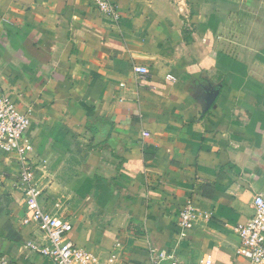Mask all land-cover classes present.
<instances>
[{
    "label": "crops",
    "instance_id": "crops-1",
    "mask_svg": "<svg viewBox=\"0 0 264 264\" xmlns=\"http://www.w3.org/2000/svg\"><path fill=\"white\" fill-rule=\"evenodd\" d=\"M2 95L31 120L41 209L101 264L151 250L248 264L237 229L264 198V0H0ZM16 182L0 153V264H50Z\"/></svg>",
    "mask_w": 264,
    "mask_h": 264
},
{
    "label": "built area",
    "instance_id": "built-area-1",
    "mask_svg": "<svg viewBox=\"0 0 264 264\" xmlns=\"http://www.w3.org/2000/svg\"><path fill=\"white\" fill-rule=\"evenodd\" d=\"M104 7L103 4H100ZM145 74L144 70L139 71ZM31 120L20 111L9 97L0 96V153L15 160L17 166L16 187L22 192L29 220L37 226L45 243L33 251L48 260L50 264H101L94 254L78 247L67 238L70 224L58 216L45 213L39 205L40 190L36 183L34 166L31 160L32 146L26 137ZM148 134H144L147 136ZM253 216L237 229L240 245L236 254L248 264H264V198H253ZM195 222V209L187 202L178 214V228L190 230ZM149 264H183L173 253L162 250L148 252ZM108 259V264L114 260ZM197 264H212L210 257Z\"/></svg>",
    "mask_w": 264,
    "mask_h": 264
}]
</instances>
